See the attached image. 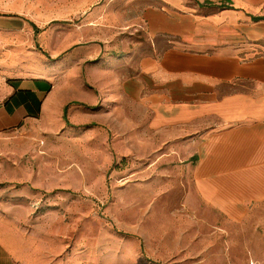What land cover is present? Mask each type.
<instances>
[{
    "label": "rangeland",
    "instance_id": "obj_1",
    "mask_svg": "<svg viewBox=\"0 0 264 264\" xmlns=\"http://www.w3.org/2000/svg\"><path fill=\"white\" fill-rule=\"evenodd\" d=\"M149 4L0 0L1 74L53 82L33 119L0 134V238L18 264H264V201L238 221L211 209L175 133L115 86Z\"/></svg>",
    "mask_w": 264,
    "mask_h": 264
},
{
    "label": "crops",
    "instance_id": "obj_2",
    "mask_svg": "<svg viewBox=\"0 0 264 264\" xmlns=\"http://www.w3.org/2000/svg\"><path fill=\"white\" fill-rule=\"evenodd\" d=\"M149 2L140 11L146 42L121 62L115 86L145 108L152 129L175 133L167 144L190 162L199 198L241 220L264 201V0ZM96 58L99 92L104 57ZM1 73L0 134L33 119L53 85ZM0 264H18L1 238Z\"/></svg>",
    "mask_w": 264,
    "mask_h": 264
}]
</instances>
